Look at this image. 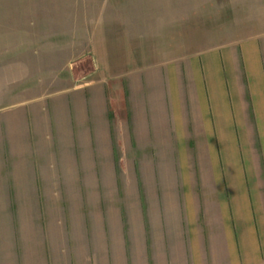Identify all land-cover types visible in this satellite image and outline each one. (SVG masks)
<instances>
[{
  "label": "crops",
  "instance_id": "0c3cea01",
  "mask_svg": "<svg viewBox=\"0 0 264 264\" xmlns=\"http://www.w3.org/2000/svg\"><path fill=\"white\" fill-rule=\"evenodd\" d=\"M103 8L97 22L118 21L115 3ZM100 72L72 86L71 107L53 104L57 140L50 141V127L46 140L64 158L69 141L72 163L55 167L36 156L33 172L27 163L19 173L24 195L36 186L34 194L46 197L49 181L69 178L85 212L90 194L100 193L102 230L90 215L87 222L84 212L78 217L90 252L95 232H103L102 263L110 264L117 245L133 247L145 264H264V32L167 62ZM31 135L34 144L38 135ZM130 182L133 191L124 189ZM112 186L119 210L129 209L127 199L134 205L133 232L126 212L112 229Z\"/></svg>",
  "mask_w": 264,
  "mask_h": 264
},
{
  "label": "rangeland",
  "instance_id": "374dc122",
  "mask_svg": "<svg viewBox=\"0 0 264 264\" xmlns=\"http://www.w3.org/2000/svg\"><path fill=\"white\" fill-rule=\"evenodd\" d=\"M111 3L119 8L118 21L97 22L104 19L103 7ZM260 32L264 0H0V264H106L103 232H95V253L88 249L85 225L78 217L84 209L74 191L76 182L62 177L53 181L56 184L49 181L48 198H38L36 186L28 198L22 192L19 173L27 163L33 172L36 156L54 166L62 160L72 163L69 141L62 147L65 158L53 155L50 143L57 140L53 104L71 107L72 86H85L84 77L96 69L106 73L167 62ZM49 127L55 130L50 141ZM31 134L38 135L34 144ZM249 138L260 143L258 136ZM261 153L255 149L254 159ZM128 169L127 175L133 176V169ZM115 171L118 176L120 168ZM57 173L56 169L48 177L54 179ZM134 186L130 182L124 189L133 191ZM111 189L112 229L119 230L120 213L126 212V228L133 232V203L127 199L129 209L119 210L117 189ZM99 194H90L92 206L83 214L86 222L90 215L102 230ZM69 195L68 203L63 201ZM114 235L117 239L118 232ZM113 255L110 264H145L135 260L133 247L116 245Z\"/></svg>",
  "mask_w": 264,
  "mask_h": 264
}]
</instances>
